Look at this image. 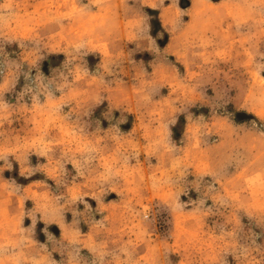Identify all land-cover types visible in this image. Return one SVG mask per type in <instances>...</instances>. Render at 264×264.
Masks as SVG:
<instances>
[{
	"label": "clouds",
	"instance_id": "1",
	"mask_svg": "<svg viewBox=\"0 0 264 264\" xmlns=\"http://www.w3.org/2000/svg\"><path fill=\"white\" fill-rule=\"evenodd\" d=\"M0 264H264V0H0Z\"/></svg>",
	"mask_w": 264,
	"mask_h": 264
},
{
	"label": "rangeland",
	"instance_id": "2",
	"mask_svg": "<svg viewBox=\"0 0 264 264\" xmlns=\"http://www.w3.org/2000/svg\"><path fill=\"white\" fill-rule=\"evenodd\" d=\"M182 6H187V0H182ZM157 27H158V23H157ZM239 118H240V114H238V120H239ZM124 127L125 128L130 127V124L129 125H125ZM110 198H113V197H110ZM57 234H58V230H57Z\"/></svg>",
	"mask_w": 264,
	"mask_h": 264
}]
</instances>
